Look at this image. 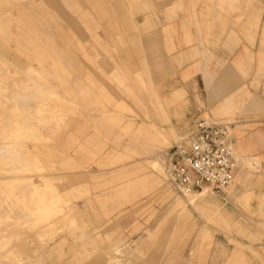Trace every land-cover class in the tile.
<instances>
[{
  "label": "rangeland",
  "instance_id": "rangeland-1",
  "mask_svg": "<svg viewBox=\"0 0 264 264\" xmlns=\"http://www.w3.org/2000/svg\"><path fill=\"white\" fill-rule=\"evenodd\" d=\"M196 1L198 40L187 42L208 61L217 47L256 46L263 69L264 0ZM108 2L0 0V264H28L22 247L51 260L49 246L63 235L64 264H264V225L235 219L219 202L235 182L225 193L182 196L162 181L171 139L141 132L140 93L151 102V91L140 73L132 86L128 73L108 70V33L135 30L115 21ZM240 75L264 97L263 70ZM94 90L101 127L117 134L92 152L76 117ZM141 141L154 149L146 158Z\"/></svg>",
  "mask_w": 264,
  "mask_h": 264
},
{
  "label": "crops",
  "instance_id": "crops-1",
  "mask_svg": "<svg viewBox=\"0 0 264 264\" xmlns=\"http://www.w3.org/2000/svg\"><path fill=\"white\" fill-rule=\"evenodd\" d=\"M108 4L110 12L114 7L118 13L117 23H130L135 29L108 33L109 55L115 56L108 70L128 73L132 86L136 82L135 74L140 73L141 84L151 91V102L148 93H140L141 132L158 138L166 133L170 136L171 145L161 152L166 163V151L193 131L198 118L231 123L235 184L232 193L218 199L235 219L264 225V97L255 90L260 86H246L244 76L240 75L245 71H264L259 48H245L238 43L217 47L210 55L214 59L206 60L198 42H187L198 40L190 27L196 22L191 10L197 8L196 0H109ZM214 64L216 68H212ZM99 94V90H94L87 101L78 103L77 132L85 151L95 152L98 146L108 148L103 137L117 134L101 127ZM142 141L140 152L146 158L154 149ZM134 149L138 151V145ZM88 212L92 217L98 213L95 209ZM50 248L54 252L51 260L46 255L48 251L43 256L39 255L40 251L34 257L32 249H20L29 258L28 264H64V235Z\"/></svg>",
  "mask_w": 264,
  "mask_h": 264
},
{
  "label": "built area",
  "instance_id": "built-area-1",
  "mask_svg": "<svg viewBox=\"0 0 264 264\" xmlns=\"http://www.w3.org/2000/svg\"><path fill=\"white\" fill-rule=\"evenodd\" d=\"M165 181L185 196L209 190L221 194L235 182L231 123L198 118L194 129L165 153Z\"/></svg>",
  "mask_w": 264,
  "mask_h": 264
},
{
  "label": "bare ground",
  "instance_id": "bare-ground-1",
  "mask_svg": "<svg viewBox=\"0 0 264 264\" xmlns=\"http://www.w3.org/2000/svg\"><path fill=\"white\" fill-rule=\"evenodd\" d=\"M9 9V8H8ZM2 13V12H1ZM3 58V57H2ZM19 71V70H18ZM26 75V74H25ZM28 75V74H27ZM28 77V76H27ZM62 77V76H61ZM29 79H30V77H29ZM62 79V78H61ZM64 80V79H63ZM34 81H35V79H34ZM33 82V81H32ZM34 83V82H33ZM12 87H14V86H12ZM27 91V90H26ZM44 92V91H43ZM21 93V92H20ZM27 93V92H26ZM4 95V94H3ZM37 95V94H36ZM25 97V96H24ZM31 97H32V94H31ZM35 97V96H34ZM37 97V96H36ZM41 97H43V96H41ZM33 98V97H32ZM45 106V105H44ZM1 117V116H0ZM17 122V121H16ZM3 125V124H2ZM33 125V124H32ZM15 126V125H14ZM28 126V125H27ZM30 128V127H29ZM32 128V127H31ZM1 129V128H0ZM4 129V128H3ZM15 129V128H14ZM25 129V128H24ZM2 130V129H1ZM27 130V129H26ZM33 132H34V130H33ZM24 133V132H23ZM27 133V132H26ZM32 134V133H31ZM34 134V133H33ZM32 134V135H33ZM28 138V137H27ZM30 138V137H29ZM28 138V139H29ZM6 141V140H5ZM9 141V140H8ZM13 141V140H12ZM27 141V140H26ZM1 143H4V142H1ZM19 143V142H18ZM16 146V145H15ZM1 147V146H0ZM14 147V146H13ZM16 148V147H15ZM7 149V148H6ZM12 149V148H11ZM8 151V150H7ZM10 151V150H9ZM15 151V150H14ZM16 151H17V149H16ZM1 152V151H0ZM5 152V151H4ZM3 151H2V154L4 153ZM7 153V152H6ZM9 153V152H8ZM14 153V152H13ZM16 153H18V152H16ZM7 155V154H6ZM1 156V155H0ZM12 156V155H11ZM21 156H22V154H21ZM26 157V156H25ZM18 158V157H17ZM4 159H6V158H4ZM11 159V158H10ZM10 159H9V161L8 162H11L10 161ZM25 159V158H24ZM12 160V159H11ZM7 161V160H6ZM13 161V160H12ZM19 161V160H18ZM2 162V161H1ZM16 162V161H15ZM31 162V161H30ZM3 163V162H2ZM34 163H36V162H34ZM3 164H5V163H3ZM38 164H40L39 162H38ZM4 166V165H3ZM29 166H31V165H29ZM33 166V165H32ZM38 166V165H37ZM34 167V166H33ZM39 167V166H38ZM6 168H8V167H6ZM5 168V169H6ZM11 168H12V166H11ZM25 168V167H24ZM36 168V167H35ZM40 168V167H39ZM4 169V168H3ZM9 169V168H8ZM15 170V172L16 171H18V170H20V168H18V167H15V168H13V171ZM4 171V170H3ZM3 176V175H2ZM30 176V175H29ZM0 177H1V175H0ZM28 177V176H27ZM17 178V177H16ZM23 178H26L25 176L23 177ZM30 178V177H29ZM22 179V178H21ZM41 179V178H40ZM27 181V180H26ZM33 182L34 181H32V183L30 184V185H32L33 184ZM23 184V183H22ZM42 185V184H41ZM29 186V185H28ZM37 185H36V183H35V185H32V187H36ZM28 190V189H27ZM40 190V189H39ZM32 192V191H31ZM51 193V192H50ZM45 209H48V207L46 206V208ZM46 213V212H45ZM23 214H25V213H23ZM20 215V214H19ZM62 215V214H61ZM22 216H24V215H22ZM21 216V217H22ZM25 218V217H24ZM45 246V245H44Z\"/></svg>",
  "mask_w": 264,
  "mask_h": 264
}]
</instances>
